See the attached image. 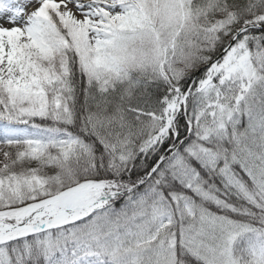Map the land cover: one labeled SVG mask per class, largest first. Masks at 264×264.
I'll list each match as a JSON object with an SVG mask.
<instances>
[{
	"label": "snow or ice",
	"instance_id": "6c2138e0",
	"mask_svg": "<svg viewBox=\"0 0 264 264\" xmlns=\"http://www.w3.org/2000/svg\"><path fill=\"white\" fill-rule=\"evenodd\" d=\"M0 264H264V0H0Z\"/></svg>",
	"mask_w": 264,
	"mask_h": 264
}]
</instances>
